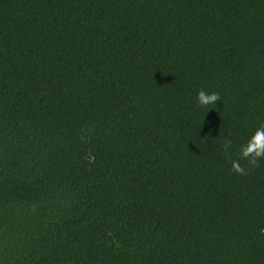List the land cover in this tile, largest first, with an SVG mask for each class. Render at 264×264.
Here are the masks:
<instances>
[{"label":"trees","instance_id":"1","mask_svg":"<svg viewBox=\"0 0 264 264\" xmlns=\"http://www.w3.org/2000/svg\"><path fill=\"white\" fill-rule=\"evenodd\" d=\"M262 128L264 0H0V264H264Z\"/></svg>","mask_w":264,"mask_h":264},{"label":"clouds","instance_id":"2","mask_svg":"<svg viewBox=\"0 0 264 264\" xmlns=\"http://www.w3.org/2000/svg\"><path fill=\"white\" fill-rule=\"evenodd\" d=\"M220 101V96L216 92H205L200 90L196 96V102L199 106L207 108L208 111L216 106V103ZM229 145L226 143L225 148ZM250 149V150H249ZM243 158L252 157L249 160L250 164H255L256 159L264 156V128L258 129L249 141L248 146L241 153ZM232 168L235 172L239 174H244V169L240 166L238 161L232 162Z\"/></svg>","mask_w":264,"mask_h":264}]
</instances>
